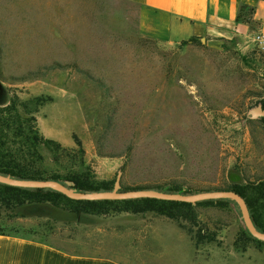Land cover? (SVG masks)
Masks as SVG:
<instances>
[{
  "label": "rangeland",
  "instance_id": "1",
  "mask_svg": "<svg viewBox=\"0 0 264 264\" xmlns=\"http://www.w3.org/2000/svg\"><path fill=\"white\" fill-rule=\"evenodd\" d=\"M263 93L264 49L252 39L161 43L139 32L138 6L126 0H0V104L17 96L33 108L40 98V132L68 147L79 140L97 179L120 169L122 185L176 181L200 191L256 181L264 125L246 113ZM52 210L27 211L58 215ZM217 218L229 222L218 243L196 251L188 237L170 236L162 250L146 241L130 251L131 230L110 228L106 237L75 219H26L4 208L0 230L72 251L121 248L133 264H243L230 255L245 228L239 209H201L211 228Z\"/></svg>",
  "mask_w": 264,
  "mask_h": 264
},
{
  "label": "trees",
  "instance_id": "2",
  "mask_svg": "<svg viewBox=\"0 0 264 264\" xmlns=\"http://www.w3.org/2000/svg\"><path fill=\"white\" fill-rule=\"evenodd\" d=\"M244 8L247 7H240L236 20L252 24V9L249 8V16L245 17L242 14ZM35 100L33 108H29L27 103L19 100L17 96H12L6 104L0 105V174L16 178L55 179L62 182L71 180L74 187L80 191L111 190L114 178L100 180L94 176L90 167L85 166V151L79 140H75V146L68 147L40 132L35 113L42 100ZM259 103L264 108V93L260 96ZM248 121L251 122L249 119ZM258 121L264 125L263 117L258 118ZM121 188H152L179 193L200 191L176 181L153 186L121 184ZM207 190H233L241 195L246 201L255 226L264 232V176L256 181L232 183L226 187ZM25 203H48L77 215L84 213L108 216L119 212H153L173 221L186 233L196 249L203 244L218 243L219 230L229 223L217 218L212 222L211 228L201 219L202 208L225 209L234 204L238 209L229 199L202 200L195 204L155 198L74 200L48 188H23L0 183V208L13 210ZM251 241H255L259 247L264 245V241L252 237L247 229L243 228L236 234L233 245L238 250H245Z\"/></svg>",
  "mask_w": 264,
  "mask_h": 264
},
{
  "label": "crops",
  "instance_id": "3",
  "mask_svg": "<svg viewBox=\"0 0 264 264\" xmlns=\"http://www.w3.org/2000/svg\"><path fill=\"white\" fill-rule=\"evenodd\" d=\"M138 6V30L141 34L156 38L161 43L174 44L192 37L206 40H219L237 37L243 42L256 33H264V0H126ZM242 5L252 9L253 22L237 21L236 16ZM6 103H1L3 105ZM37 207H49L54 215L29 212ZM14 213L23 218H46L65 221L75 219L78 223H88L91 231L131 230L135 233L129 250L143 247L144 242L152 241L160 250L164 249L163 239L182 241L188 237L171 220L160 216H145L140 213L119 212L108 216L79 215L52 206L48 203H25L15 207ZM154 214V213H153ZM123 234H121L122 236ZM150 235V237H146ZM150 238V240H148ZM134 240V241H133ZM189 240V239H188ZM234 242V239H231ZM189 242L192 241L189 240ZM231 243L230 255L243 264H264V249L248 245L238 250ZM136 246V247H135ZM193 251L195 249L192 245ZM153 248V246H152ZM98 250L72 251L55 245L23 231L0 230V264H133L127 259L123 249L107 247ZM219 249V248H218ZM221 253L227 255L226 250ZM139 254V253H138Z\"/></svg>",
  "mask_w": 264,
  "mask_h": 264
},
{
  "label": "water",
  "instance_id": "4",
  "mask_svg": "<svg viewBox=\"0 0 264 264\" xmlns=\"http://www.w3.org/2000/svg\"><path fill=\"white\" fill-rule=\"evenodd\" d=\"M264 118V108L260 103L249 108L246 119ZM122 171L119 169L115 175L111 190L102 191H80L74 187L71 180L63 182L55 179H30L16 178L10 175L0 174V183L23 187V188H48L62 193L66 197L74 200H121L135 198H155L161 200L183 201L195 204L196 202L209 199H229L233 201L240 212V218L249 234L261 241H264V232L259 230L250 215L249 208L244 198L233 190H204L193 193L167 192L152 188H139L122 190Z\"/></svg>",
  "mask_w": 264,
  "mask_h": 264
},
{
  "label": "built area",
  "instance_id": "5",
  "mask_svg": "<svg viewBox=\"0 0 264 264\" xmlns=\"http://www.w3.org/2000/svg\"><path fill=\"white\" fill-rule=\"evenodd\" d=\"M253 41L256 43V45L259 47V48H262L264 49V33H256L254 36H253Z\"/></svg>",
  "mask_w": 264,
  "mask_h": 264
}]
</instances>
